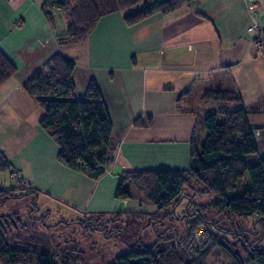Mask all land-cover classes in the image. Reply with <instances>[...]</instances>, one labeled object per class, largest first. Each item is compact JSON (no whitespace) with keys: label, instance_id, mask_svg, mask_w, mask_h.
<instances>
[{"label":"crops","instance_id":"crops-1","mask_svg":"<svg viewBox=\"0 0 264 264\" xmlns=\"http://www.w3.org/2000/svg\"><path fill=\"white\" fill-rule=\"evenodd\" d=\"M42 2L0 0V49L16 66L0 86V154L17 180L45 198L46 208L52 201L79 216L147 211V202L114 196L117 177L130 169H186L199 110L213 105L201 101L204 90L238 93L251 127L260 132L254 134L256 157L264 159V47L248 31L254 21L264 31V0H189L132 26L115 12L84 41L61 49L75 63L76 98L95 80L112 120L113 160L97 179L58 163L57 146L38 125L42 111L22 89L58 50ZM54 16L55 30L63 31L61 14ZM193 96L201 106L190 103ZM148 115L150 127L133 125ZM204 135L197 134L200 143Z\"/></svg>","mask_w":264,"mask_h":264},{"label":"trees","instance_id":"trees-1","mask_svg":"<svg viewBox=\"0 0 264 264\" xmlns=\"http://www.w3.org/2000/svg\"><path fill=\"white\" fill-rule=\"evenodd\" d=\"M188 2L43 0L41 10L54 29L58 50L43 65L49 71L45 73L40 68L27 78L22 89L34 98L42 111L38 125L57 146L56 159L60 165L90 179H97L111 165L115 149L112 120L98 83L90 80L83 97L76 98L72 79L75 63L64 57L61 49L84 41L98 21L108 14L119 12L124 24L132 26L154 14H170ZM53 9L57 11L53 13ZM55 13L61 14L65 24L61 32L55 30ZM15 73L16 66L0 49V86ZM200 97L201 101H212L217 107L205 110L198 116V126L194 127L190 140L188 167L122 171L117 177L114 192L117 199H139L153 205L157 214L177 206L186 196L192 203L188 191L191 195L212 194L213 199L198 205V216L186 219L181 238H176L177 244L166 242L172 238L165 234L167 231L158 234V239L151 243L143 239L133 240L137 232V220L145 216V212L140 211L84 214L74 221L61 219L47 223V230L59 223H78L85 231H101L111 236H120L121 233L125 236L127 239L122 241L126 243V249L100 264H205L204 260L214 248L225 252L233 264H244L237 253L239 245L246 254L245 261L264 264V246H255L241 237L230 247L224 242V235L218 237L210 230L214 228L221 233L243 236L241 230L226 228L224 219H228V224L232 226L234 217L243 219L255 215V222L261 223L260 238H264V159L256 157L255 133L248 120V111L242 106L237 92L204 90ZM218 118L221 120L218 121ZM133 125L150 127L152 117L148 115L143 120L136 118ZM200 131L205 132L201 143L197 137ZM197 143L200 144L199 148ZM1 172L7 173L10 178L14 174L7 160L0 154ZM244 176H247V182L242 183L240 180ZM17 181L18 188H15L6 187L3 180V186H0V207L11 199L30 195L36 206L38 191ZM17 189L26 192L15 194ZM203 210L212 211V219ZM120 213H124L125 218ZM14 219L22 225L20 228L23 227L24 221L17 217ZM208 224L209 229L206 227ZM18 228L9 217L0 215V264H28L30 255H33L35 264H89L86 253L77 245L62 246L61 243H54L52 233L51 237L32 235L18 231ZM199 229L204 236L203 243L191 245ZM176 232L178 235V230ZM189 248L198 250L196 257L190 254ZM187 256L190 257L185 258Z\"/></svg>","mask_w":264,"mask_h":264},{"label":"rangeland","instance_id":"rangeland-1","mask_svg":"<svg viewBox=\"0 0 264 264\" xmlns=\"http://www.w3.org/2000/svg\"><path fill=\"white\" fill-rule=\"evenodd\" d=\"M262 18V15L260 16ZM260 18V19H261ZM58 22V21H57ZM60 26L57 25V28ZM61 28V27H60ZM190 103L194 105L201 106V101L198 97H192L190 99ZM213 105H204L205 107H217V104L214 102H211ZM201 113L203 110H199ZM221 118H218V121H220ZM260 133V132H259ZM258 133V134H259ZM257 134V135H258ZM205 136V135H204ZM198 148L200 147V144L197 143ZM14 175V174H13ZM14 176L11 178L7 175V173H0V186H3V180L5 182V186H13L15 188H18V181ZM240 182L244 183L247 182V176H244L243 179L240 180ZM26 190H19L17 189L14 191L15 194L19 193H25ZM189 192V191H188ZM187 192V195L192 196V203H190L191 199L188 198V196L183 197L179 204L175 207H169L165 211H161L157 214L156 208L151 205L152 207L148 208L147 211H140L145 212V216L142 217L140 220H137V229L136 233L134 234L133 240L137 239H143L147 240L149 243L155 241L158 239V234H162L163 232H166L165 234L168 237H171L167 241H172L174 244H177V239L179 240L182 235V230L185 227L186 219L189 218H195L200 214L198 210L199 204H204L206 202H209L211 199L214 198L212 194L207 195H191ZM48 206L50 207L49 210H46L45 207V198L40 197L37 199V205L35 206L32 203V195L26 196L20 199H11L6 202L5 205L0 207V215H5L6 217H9V220H12L14 222V225L19 227L18 231L29 233L32 235H49L53 234V241L54 243H61L62 246H71V245H77L80 249H82L86 253V259L87 263L89 264H100V262H107L111 260L115 255H118L122 253L127 245L122 240L127 239L125 236H123L121 233H119L120 236H111V234H104L101 231H90V230H84L81 227V224L78 223H70L69 225L65 223H59L58 225L51 227L47 230L45 224L47 223H54L57 220H64V221H74L77 220L80 216L77 215L74 212L69 211L68 209H65L62 205H59L58 203L49 201L47 202ZM48 207V208H49ZM40 208V209H37ZM205 212V215L212 219L214 216V213L212 211L203 210ZM137 212V211H136ZM139 212V211H138ZM164 213H168V215H164ZM41 215V218L39 217ZM120 216L125 218L124 213H120ZM147 216L151 219H148ZM165 216V217H163ZM18 218L21 221H24L23 227L20 228V225L14 218ZM40 219H36V218ZM35 218V219H34ZM162 219L164 221L162 222ZM216 220V218H213ZM36 221V223L34 222ZM228 219H224V225L226 228L234 227L235 231L241 230L243 233L242 235L234 236L232 234H226L221 233L220 231L216 229H210L212 233L217 234L218 237L224 235L223 237L224 242L228 246H232V244L235 243L237 238H246L250 243H254L255 246H264V238L261 237V223L255 222L256 216L251 215L247 216L243 219L234 217L232 219L233 225L228 224ZM26 225V226H25ZM206 227H210V225H206ZM176 230H178L179 234L177 235ZM44 232V233H42ZM51 237V236H50ZM177 238V239H176ZM256 239H259L258 241H255ZM204 236L201 234V229L196 231L194 242L191 245H201L203 243ZM161 241V239H160ZM237 245H239L237 243ZM169 247V246H168ZM235 248V247H232ZM249 251L252 252V249L249 248ZM189 252L194 257L197 256L198 250L193 251V248H189ZM237 253L240 255L241 260L244 264H258L254 263L253 261L248 262L245 261L246 254L245 252L240 248L237 250ZM190 256H187L185 258H189ZM28 264H35V260L33 255L29 256ZM205 264H233L232 259L227 257L225 252L218 250V248H214L213 252L210 253L206 259L204 260Z\"/></svg>","mask_w":264,"mask_h":264},{"label":"built area","instance_id":"built-area-1","mask_svg":"<svg viewBox=\"0 0 264 264\" xmlns=\"http://www.w3.org/2000/svg\"><path fill=\"white\" fill-rule=\"evenodd\" d=\"M56 9H53L52 12H56ZM253 17L256 18L257 17V13L253 12ZM262 18H264V13L262 14ZM248 31L250 32H254L255 33V40L256 42L261 46L264 47V31L260 28V26L258 25V23H256L255 21L252 22V24L248 27ZM43 68V66L41 67ZM44 72L47 73L49 70L48 68H43ZM254 133L257 135L259 133L258 129H255ZM15 178H20L19 174L14 173L13 175Z\"/></svg>","mask_w":264,"mask_h":264}]
</instances>
